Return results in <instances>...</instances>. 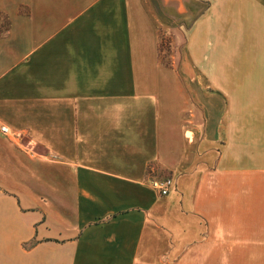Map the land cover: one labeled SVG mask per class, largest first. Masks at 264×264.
Returning <instances> with one entry per match:
<instances>
[{"label":"crops","instance_id":"crops-1","mask_svg":"<svg viewBox=\"0 0 264 264\" xmlns=\"http://www.w3.org/2000/svg\"><path fill=\"white\" fill-rule=\"evenodd\" d=\"M2 15L0 264H264V0Z\"/></svg>","mask_w":264,"mask_h":264},{"label":"rangeland","instance_id":"rangeland-1","mask_svg":"<svg viewBox=\"0 0 264 264\" xmlns=\"http://www.w3.org/2000/svg\"><path fill=\"white\" fill-rule=\"evenodd\" d=\"M186 8V10H184ZM200 8H202V6H200ZM182 10H184L185 12L188 11V7H182ZM163 11L165 12L164 17H165V22L171 24L173 27H177L180 26V30H184L186 29V27H188V25L190 24L189 20H183V19H177L175 11H176V6L173 5L172 3H168L165 6V9H163ZM198 11V10H197ZM175 18V20H171V19H167V18ZM8 25V21L6 20L5 16H0V33L4 32L7 29ZM183 39V38H182ZM180 39V43L181 45L183 44V40ZM173 45H170V39H162V42L160 43V50H161V56H162V60L166 62L170 60V62L174 61L176 62L178 60V56L177 53L175 51V54H173L172 52V47ZM180 46V44H176L174 49L178 48ZM173 55L175 56V58H170L168 56ZM169 62V63H170ZM178 71V70H176ZM204 69H198V70H193L192 72H190L189 70L187 71V73H182L183 76L189 77L191 76H204ZM190 76V77H191ZM197 91L198 92H203L205 91V86L203 85H198L197 86ZM165 179H172V178H164ZM153 181H162V180H153ZM152 181V182H153ZM152 182H151V186H152ZM173 184V183H172ZM153 187V186H152ZM157 191V190H156ZM158 192V191H157ZM159 194V193H158ZM160 195V194H159ZM168 195V194H167Z\"/></svg>","mask_w":264,"mask_h":264},{"label":"built area","instance_id":"built-area-1","mask_svg":"<svg viewBox=\"0 0 264 264\" xmlns=\"http://www.w3.org/2000/svg\"><path fill=\"white\" fill-rule=\"evenodd\" d=\"M0 131L5 134V135H12V133L10 132V129L8 126L6 125H2L0 127ZM152 186L155 190L158 191V193L161 196H165L170 192V188L172 186V179H165L162 181H153L152 182Z\"/></svg>","mask_w":264,"mask_h":264}]
</instances>
